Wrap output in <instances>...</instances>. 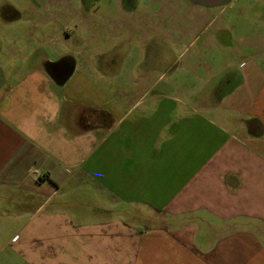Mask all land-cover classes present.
<instances>
[{"label":"crops","instance_id":"crops-1","mask_svg":"<svg viewBox=\"0 0 264 264\" xmlns=\"http://www.w3.org/2000/svg\"><path fill=\"white\" fill-rule=\"evenodd\" d=\"M44 1L0 0V264H264V49L218 66L210 35L208 77L239 74L200 110L148 62L202 81L183 11L128 46Z\"/></svg>","mask_w":264,"mask_h":264},{"label":"rangeland","instance_id":"rangeland-1","mask_svg":"<svg viewBox=\"0 0 264 264\" xmlns=\"http://www.w3.org/2000/svg\"><path fill=\"white\" fill-rule=\"evenodd\" d=\"M215 1V4L209 5L203 0H185L184 3H180L183 5V9L179 8L178 5H166L168 13L185 12L184 23L186 27L193 20L200 23L202 33L199 39L196 40L197 43H194V49L195 51L197 49L199 54L195 66L199 68V74L202 77L201 82L186 79L174 80L176 75L180 77L186 76V72L180 70L185 62V57L179 56L180 51L176 53L172 48L168 47L164 51L157 52L158 56L161 55L160 58L155 56V51L152 57L150 58L149 55L148 58L149 64L153 67V76H161L158 83H156L155 92L159 91L167 93L173 98H180L188 89H194L193 94H200L199 97H201V99L194 100L195 107L197 106L200 110L226 97L230 89L224 85H219V82L223 80L225 82L226 78L231 76L237 77L239 74L234 72V70L227 71L225 68H221L216 72L214 71V77H208L210 73L206 64L212 59L207 49L208 37L210 35L212 36V43L210 45L213 46L211 50L218 53V66H224L229 61L230 58L227 57L229 54H225L226 47L228 46L245 44L248 48L256 47V52H259L261 48L264 49V0ZM198 13L199 16H196ZM167 22H170L169 18H167ZM214 37H216V41H213ZM202 48L206 52L201 53ZM120 51V57L124 58L126 50L122 47ZM248 53L251 55L252 51L250 50ZM105 57L107 60L114 59L112 52L106 54ZM206 79H209V81L204 82ZM151 101L158 103L156 98H153ZM188 102L192 103V101Z\"/></svg>","mask_w":264,"mask_h":264},{"label":"flooded vegetation","instance_id":"flooded-vegetation-1","mask_svg":"<svg viewBox=\"0 0 264 264\" xmlns=\"http://www.w3.org/2000/svg\"><path fill=\"white\" fill-rule=\"evenodd\" d=\"M203 1L209 5L216 3L215 0ZM184 2L185 0H45L41 10L45 7L56 15L66 16L67 19L72 16L91 15L98 19L104 42L121 38L129 46L136 42L143 45L147 32L157 26L167 27L169 16L166 5H178L183 9L180 3ZM112 18L117 21L115 24L110 22ZM110 32L113 35H109ZM136 35L139 39L135 42Z\"/></svg>","mask_w":264,"mask_h":264}]
</instances>
